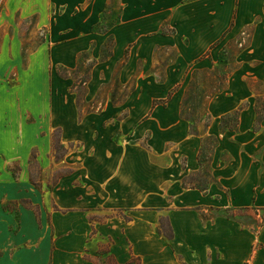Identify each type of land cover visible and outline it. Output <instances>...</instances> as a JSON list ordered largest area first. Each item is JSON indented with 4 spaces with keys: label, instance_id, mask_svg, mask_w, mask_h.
<instances>
[{
    "label": "rangeland",
    "instance_id": "374dc122",
    "mask_svg": "<svg viewBox=\"0 0 264 264\" xmlns=\"http://www.w3.org/2000/svg\"><path fill=\"white\" fill-rule=\"evenodd\" d=\"M66 1L0 0V264H105L109 246L118 263L132 252L142 264H264V209H165L152 197L142 206L110 205L104 155L131 144L151 155L149 133L136 139L126 116L147 112L150 96L164 87L137 86V79L152 74L163 82L177 49L155 47L123 84V57L99 62L98 40L89 47H59L89 39L58 28L82 3L71 7ZM109 2L107 24L119 11L117 0ZM259 8L254 22L219 46V62L212 67L207 59L193 71L189 87L182 86L188 89L184 114L200 117L199 131L208 96L222 88V77L239 64L237 53L251 47L256 23L264 21ZM72 50L78 51L77 64L83 62L66 66ZM246 82L264 100V80L248 76Z\"/></svg>",
    "mask_w": 264,
    "mask_h": 264
},
{
    "label": "crops",
    "instance_id": "0c3cea01",
    "mask_svg": "<svg viewBox=\"0 0 264 264\" xmlns=\"http://www.w3.org/2000/svg\"><path fill=\"white\" fill-rule=\"evenodd\" d=\"M117 1L116 20L107 24L109 0H79V6L75 0H67V6L77 5V10L68 18L67 26L58 28L89 39L82 45L71 40L56 46L89 47L98 40L99 62L123 57L119 74L123 84L131 80L134 70L137 72L139 58L153 54L155 47H174L177 57L166 65L160 84L152 74H141L137 79V86L164 87L161 93L150 96L146 113L126 116L136 139L143 132L149 133L151 155L148 149L134 144L112 149L108 156L105 153L102 172L110 205L142 206L145 198L152 197L153 205L165 209H264V100L256 98L246 82L248 76L264 80V21L256 23L251 47L237 53L239 64L222 77V88L208 96L202 131L197 129L200 117L194 120L183 115L188 89L182 90L184 84H191L198 65L205 66L207 59L212 67L213 62H219L214 58L219 56V46L254 22L257 12L262 14L259 5L264 19V0ZM166 24L170 31L164 29ZM77 52L68 51L62 63L77 64ZM207 138L216 139V143L206 145ZM197 174L203 177H190ZM201 181H207L205 190L195 185ZM259 239L264 241V225ZM109 252L119 262L110 246Z\"/></svg>",
    "mask_w": 264,
    "mask_h": 264
},
{
    "label": "trees",
    "instance_id": "16d2710c",
    "mask_svg": "<svg viewBox=\"0 0 264 264\" xmlns=\"http://www.w3.org/2000/svg\"><path fill=\"white\" fill-rule=\"evenodd\" d=\"M105 57V56H104ZM87 77H85L82 82L83 83H86L87 82ZM188 97V96H187ZM185 101H186V98H185ZM183 102V110H184V104H186V102ZM158 101H154V103H156ZM159 102H164V100H160ZM183 115H184V111H183ZM237 115V114H236ZM186 116V115H185ZM187 117V116H186ZM188 118V117H187ZM207 118H209V115H207ZM235 119H236V116H235ZM207 123L205 124V127H206ZM191 128L193 130H196V126L191 124ZM213 143H216V139H214V142ZM202 154L199 155V161L202 162ZM195 185H197L198 187L201 188V190H205L206 187H207V181H201L200 183H195ZM105 256L103 259L105 261V264H141V260H140V257L139 256H135V255H131L130 259L125 262V263H118L117 260L115 259V257L109 252V250H105V253L104 255Z\"/></svg>",
    "mask_w": 264,
    "mask_h": 264
}]
</instances>
